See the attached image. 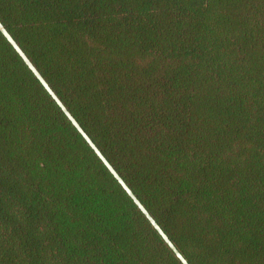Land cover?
<instances>
[{"label": "trees", "instance_id": "1", "mask_svg": "<svg viewBox=\"0 0 264 264\" xmlns=\"http://www.w3.org/2000/svg\"><path fill=\"white\" fill-rule=\"evenodd\" d=\"M0 20L190 264H264V0ZM0 264H183L1 31Z\"/></svg>", "mask_w": 264, "mask_h": 264}, {"label": "water", "instance_id": "2", "mask_svg": "<svg viewBox=\"0 0 264 264\" xmlns=\"http://www.w3.org/2000/svg\"><path fill=\"white\" fill-rule=\"evenodd\" d=\"M0 31L4 34L7 40L13 45V47L17 50V52L22 56L24 61L30 67V69L35 73L37 78L41 81L43 86L48 90V92L52 95V97L56 100L71 122L75 125V127L79 130V132L83 135V137L87 140V142L91 145L97 155L102 159L105 165L109 168L112 174L116 177V179L120 182L123 188L127 191V193L133 198L135 203L139 206L142 212L146 215V217L151 221L154 227L158 230V232L162 235L164 240L169 244V246L173 249L175 254L179 257V259L183 262V264H190L186 257L181 253V251L177 248V246L173 243V241L169 238L166 232L161 228V226L157 223L151 213L147 210V208L143 205L140 199L134 194L133 190L129 187V185L125 182L122 176L118 173V171L113 167V165L109 162V160L105 157L102 151L98 148L95 142L91 139V137L87 134L81 124L77 121V119L73 116V114L69 111L66 105L62 102V100L58 97L52 87L49 85L44 76L40 73L37 67L33 64L30 58L27 56L25 51L20 47L11 33L7 30L5 25L0 20Z\"/></svg>", "mask_w": 264, "mask_h": 264}]
</instances>
